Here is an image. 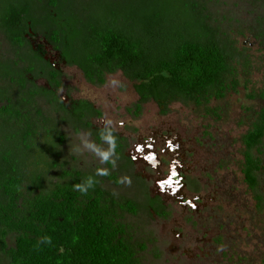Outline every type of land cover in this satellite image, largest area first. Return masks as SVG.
<instances>
[{
    "label": "trees",
    "instance_id": "16d2710c",
    "mask_svg": "<svg viewBox=\"0 0 264 264\" xmlns=\"http://www.w3.org/2000/svg\"><path fill=\"white\" fill-rule=\"evenodd\" d=\"M0 34L7 43L0 56V249L7 264H142L137 254L145 246L133 241L118 211L165 218L169 211L160 199L145 193L142 202H117L101 176L80 170H65V182L44 189L66 139L60 125L101 141L90 120L102 113L88 100L63 102L57 94L63 73L29 37L48 41L91 83L104 84L107 74L121 71L134 82L136 109L153 100L163 113L176 100L201 105L224 97L238 58L233 42L212 23L205 0H0ZM47 123L55 127L50 152L28 169L31 142L39 145V128ZM263 135L264 112L245 137L248 148ZM15 146L21 147L16 153ZM123 148L117 140L116 156L123 157ZM246 158L245 178L255 190L260 165L249 153ZM89 177L96 183L87 194L75 189ZM107 178L120 183L115 175Z\"/></svg>",
    "mask_w": 264,
    "mask_h": 264
},
{
    "label": "rangeland",
    "instance_id": "374dc122",
    "mask_svg": "<svg viewBox=\"0 0 264 264\" xmlns=\"http://www.w3.org/2000/svg\"><path fill=\"white\" fill-rule=\"evenodd\" d=\"M205 1L212 23L238 53L232 64L235 72L225 81L230 88L224 97L201 105L176 100L166 113L150 100L138 111L134 82L121 71L107 74L105 83L98 84L89 82L76 66L64 67L58 91L67 104L94 103L102 111L94 122L103 126L111 119L114 129L129 138L127 153L135 163L131 171L124 169L120 180L128 177L131 184L110 182L105 188L126 199H135L140 192L160 195L169 204L165 218L118 211L133 241L145 246L137 254L142 264H264V135L252 148L245 141L264 112V0ZM6 46L0 34V56ZM38 84L45 86L47 81ZM42 108L56 117L45 103ZM49 124L39 128V145L31 142L28 169L50 152L55 127ZM60 130L66 139L59 147V165L49 169L44 189L65 182V170L109 169L111 163H101L83 147L89 140L106 149L105 142L68 123H62ZM19 147H13L15 153ZM248 153L260 165L255 190L244 174ZM47 159L50 162L52 156ZM177 172L185 176L186 185L175 182L177 194L172 195L167 184ZM7 243L13 246L14 238L8 236ZM0 264H7L1 249Z\"/></svg>",
    "mask_w": 264,
    "mask_h": 264
},
{
    "label": "flooded vegetation",
    "instance_id": "af4514ba",
    "mask_svg": "<svg viewBox=\"0 0 264 264\" xmlns=\"http://www.w3.org/2000/svg\"><path fill=\"white\" fill-rule=\"evenodd\" d=\"M30 34H33L32 30H31ZM29 38H30L31 42L33 43L35 49H39V47L42 45V46H43V50L45 51V58L48 59V60H50L52 63H54V65H55V67H56L57 69L61 70V72L63 73V74H62V77H61V78H62V84H63V82H64V81H63V80H64V79H63V77H64V67H66V66H70V65H68L67 63H65V61H62V60H61V55L59 54V52L55 51L51 45H50V47H48V46L44 43V42H45V39H42L41 37H37V36H32V35H31V37H29ZM41 48H42V47H41ZM82 73H83V72H82ZM40 80H46V79H38V80H37V83H39ZM46 81H47V80H46ZM45 86L51 88L48 82H47V85H45ZM61 87H62V86H61ZM61 87H60V88H61ZM60 88H59V89H60ZM58 91H59V90H57V94H58V96L63 100V98L61 97L60 93H58ZM74 101H81V100H74ZM74 101H72V102H74ZM63 102L67 104V102H66L65 99L63 100ZM91 103H92V102H91ZM68 104H69V103H68ZM93 105H94V108H95V109L100 110V109H99L94 103H93ZM100 111H101V110H100ZM101 113H102V111H101ZM100 117H102V115H101ZM100 117H98V116L95 117V116H94V117H92L91 120H90V121H91V125H92L93 130H96L97 133H99L98 135H101L102 130L106 127V125L98 126V125L94 122V120H95L96 118L99 119ZM90 134H91L96 140L98 139L97 136L93 135L92 133H90ZM114 135H115V137H116V141L119 140V141L123 144V147H124V148H123V152H122V153H123V157H118V156H116V157H117V160H116V166L113 167V166L110 164V165H109V172H110L111 175H115V176H118V178H120V176L124 174V168L127 167L126 164H129V163H130V164H129V167L126 168V170L131 171V169L133 168L134 163H135V158H134V156L129 155V154L127 153V150L129 149V146H128V144H129V138H128L126 135L117 132V130H115V129H114ZM97 141H98V140H97ZM99 141H100V140H99ZM100 142H104V141L101 140ZM109 163H110V162H109ZM119 165H120V168H119ZM81 172L96 175V171H91V172L81 171ZM99 177H100V176H99ZM168 177H169V176H168ZM174 179H175V180H173V178L170 179V180L168 181V184H167L168 187H171V191H172L171 193H172V195H173L174 193L177 194V191H175V189L173 188L175 182L178 183V184L181 185V186L186 185V183H185V179H186V178H185V176L182 175L180 172H177V173H176ZM110 182H113V181H111L110 179H108L107 176H101V183H100V185H101L105 190L111 192V193L114 195V198L117 200V202H120V201H122V200H125L126 197H124V196H118L115 192H112L111 189L108 190V189L105 188L106 184H109ZM142 183H143V180H142ZM113 184H115V183L113 182ZM143 184H144V183H143ZM118 185H119V184H115V186H118ZM138 186H139V185H138ZM142 191H144V190L142 189ZM145 193H146V192H144V193H143V192L138 193V196L135 197V199H136L138 202H142V201H144V200H145V197H144V194H145ZM149 195H150V194H149ZM150 197H152V198H156V199H160V201L162 202V204L166 207V210L169 211V204H168L167 200H165L163 197H161L160 195H150ZM124 198H125V199H124ZM133 199H134V198H133Z\"/></svg>",
    "mask_w": 264,
    "mask_h": 264
},
{
    "label": "clouds",
    "instance_id": "9594fccd",
    "mask_svg": "<svg viewBox=\"0 0 264 264\" xmlns=\"http://www.w3.org/2000/svg\"><path fill=\"white\" fill-rule=\"evenodd\" d=\"M104 125L106 127L101 132V139L108 145V147L101 148L96 143L91 142L89 140H85L83 142V147L87 151L93 153L96 157L99 158L101 163H111L113 167L116 166V148L117 141L114 135V123L111 119L104 120ZM72 151L80 153L83 152L80 149L74 148ZM110 174L109 169L107 168H98L96 170L97 176H108ZM120 183L127 182L129 185L131 184V180L128 177H124L119 181ZM96 181L89 177L84 183L76 184L74 187L76 190H79L83 194H87L89 188H93L95 186ZM48 242H50V238H45Z\"/></svg>",
    "mask_w": 264,
    "mask_h": 264
},
{
    "label": "water",
    "instance_id": "95a60500",
    "mask_svg": "<svg viewBox=\"0 0 264 264\" xmlns=\"http://www.w3.org/2000/svg\"><path fill=\"white\" fill-rule=\"evenodd\" d=\"M30 32H31V30H30ZM48 47H50V44L48 43V41H46L45 40V42H44ZM66 63V62H65Z\"/></svg>",
    "mask_w": 264,
    "mask_h": 264
}]
</instances>
